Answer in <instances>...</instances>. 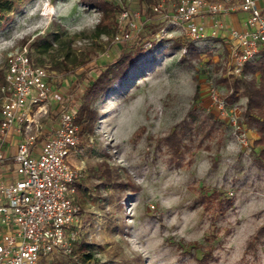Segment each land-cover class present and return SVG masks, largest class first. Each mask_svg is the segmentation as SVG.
<instances>
[{
	"label": "rangeland",
	"instance_id": "374dc122",
	"mask_svg": "<svg viewBox=\"0 0 264 264\" xmlns=\"http://www.w3.org/2000/svg\"><path fill=\"white\" fill-rule=\"evenodd\" d=\"M107 1L137 15L129 44L145 37L148 24L167 22L152 42L138 46L132 78L91 103L97 122L69 157L79 175L80 227L71 252H55L40 264H264V165L252 146L256 134L241 120L246 99L227 106L223 98L220 80H232L225 21L219 36L196 39L169 17L180 0H169L161 12L153 9L161 0ZM209 1L229 12L241 3ZM258 5L264 8V0ZM99 17L81 0H0V83L8 51L26 46L50 88L71 95L76 105L123 44L115 37L124 23L99 31ZM48 108L40 118L44 131L57 119V104ZM209 116L214 127L203 137L200 125L211 122ZM192 117L198 133L185 136L181 155L173 157L163 138L180 134ZM231 118L243 126L245 143ZM212 192L231 205L205 197ZM204 252L208 261L197 263Z\"/></svg>",
	"mask_w": 264,
	"mask_h": 264
},
{
	"label": "built area",
	"instance_id": "2783aa9c",
	"mask_svg": "<svg viewBox=\"0 0 264 264\" xmlns=\"http://www.w3.org/2000/svg\"><path fill=\"white\" fill-rule=\"evenodd\" d=\"M168 3L158 1L153 9L164 11ZM238 8L247 14L244 28H225L230 41L227 75L235 77L264 49V9L257 0H241ZM229 10L216 1L180 0L169 17L185 26L192 38L215 37L224 31L219 15ZM122 22L125 28L115 37L117 43L129 42L138 31L137 15L124 6L118 16ZM211 94L223 110L224 102L216 92ZM74 100L50 88L46 71L31 62L26 46L8 51L0 83V166L10 160L13 177L0 180V264H40L50 254L72 250L80 227L75 200L79 175L69 161L81 129ZM50 101L57 104V119L44 132L40 118L48 114ZM231 121L245 143L243 126L236 118ZM11 134L18 140L10 156Z\"/></svg>",
	"mask_w": 264,
	"mask_h": 264
},
{
	"label": "trees",
	"instance_id": "16d2710c",
	"mask_svg": "<svg viewBox=\"0 0 264 264\" xmlns=\"http://www.w3.org/2000/svg\"><path fill=\"white\" fill-rule=\"evenodd\" d=\"M81 2L85 6H92L99 11L100 17L95 26L96 30L104 31L110 29L114 24H118L116 17L122 10L121 4L108 2L107 0H81ZM166 22L167 19L158 24L150 23L148 24L149 32L144 38L133 40L131 44L124 42L118 57L108 62L105 69L84 90V94L79 99L80 102L82 101L81 104L80 102L76 104V122L81 126L80 137L85 132L91 133L97 122V111L91 108V103L97 97L105 96L113 91L115 87L122 85L125 80L132 78L130 66L133 64L136 55L141 51L138 46L140 43L152 42L156 34L166 25ZM129 48H133L134 51H127ZM231 78L232 80L227 78H221L220 80V83L225 86L223 98L227 106L237 102L242 97L246 99L240 115L241 120L246 129L252 130L256 134V137L252 140V146L257 149L256 154L259 164L264 165V49L258 58L244 66L240 76H231ZM197 96L198 90L196 89L194 97ZM209 118L211 122L206 123L204 119L202 121L203 124L200 125V129L205 130L203 137L210 135L214 127V117L209 116ZM193 121V117L184 121L180 134L173 131L163 138V143L168 147L173 157L181 155L185 136L198 133L192 128ZM143 129V127H140L134 132V135H138ZM132 190L134 191L135 188L132 187ZM205 197H211L221 207H229L232 203L228 198L220 199V194L215 192L206 194ZM209 256L210 252H204L201 258L195 259L197 263H205L208 261Z\"/></svg>",
	"mask_w": 264,
	"mask_h": 264
},
{
	"label": "crops",
	"instance_id": "0c3cea01",
	"mask_svg": "<svg viewBox=\"0 0 264 264\" xmlns=\"http://www.w3.org/2000/svg\"><path fill=\"white\" fill-rule=\"evenodd\" d=\"M257 1H259V0H257ZM262 9H264V8L262 7ZM219 18H220V20L225 21L226 28H233V29L240 30V29L244 28L245 21L247 18V14L244 11L237 8L236 11H233V12L228 11V12H224V13L220 14ZM205 21L207 24L211 23L210 19H208V18ZM219 35L220 34H218L217 36H219ZM224 35L226 36L227 34L224 33L222 36H224ZM44 132H48V131H44ZM17 140H18L17 136H15L13 134L9 135V137H8L7 146H8V154L10 156H11V154L13 155L15 152ZM9 168L12 169V166H8V165H6V166L1 165L0 166V180H6L7 178L8 179L11 178L10 176H12V175H10L11 172L8 171ZM12 173H13V169H12Z\"/></svg>",
	"mask_w": 264,
	"mask_h": 264
}]
</instances>
